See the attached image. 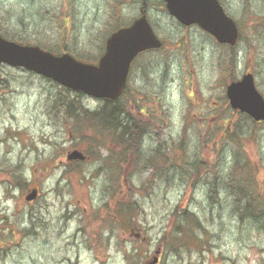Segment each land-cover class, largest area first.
<instances>
[{"label":"rangeland","instance_id":"1","mask_svg":"<svg viewBox=\"0 0 264 264\" xmlns=\"http://www.w3.org/2000/svg\"><path fill=\"white\" fill-rule=\"evenodd\" d=\"M137 1L0 0V34L96 60L117 22L137 16ZM223 3L241 31L234 63L229 48L201 30L178 26L160 4H150L163 47L137 58L116 108L150 123L146 157L166 139L172 145L166 151L172 150L177 168L160 181L152 179L154 168L109 156V149L119 147L100 142L91 130L75 136L62 105L80 102L97 111L106 100L66 92L42 76L0 66V264H143L164 242L159 264H264V228L248 227L225 188L219 204L208 209L213 223L206 227V249L174 244L166 232L178 202L201 216L212 203L209 190L189 182L186 170H206L212 183L226 172L221 165L234 169L238 148L255 166L254 175L244 174V185L264 196V122L253 125L233 115L224 99L226 85L247 70L264 95V29L251 27L255 13L264 12V0ZM255 46L261 55H254ZM223 128L233 137L225 136ZM234 131L240 133L238 140ZM90 139L97 140L96 150L88 149ZM73 150L90 153L83 179L73 169L75 161L66 160ZM34 187L39 197L29 203L25 196ZM132 197L142 205L131 221L121 208Z\"/></svg>","mask_w":264,"mask_h":264},{"label":"water","instance_id":"2","mask_svg":"<svg viewBox=\"0 0 264 264\" xmlns=\"http://www.w3.org/2000/svg\"><path fill=\"white\" fill-rule=\"evenodd\" d=\"M169 13L180 23H197L220 43L233 45L238 29L218 0H163ZM162 45L145 15L131 26L113 33L106 41V50L97 64L83 63L65 53L55 55L38 46L21 45L0 35V64L21 67L77 92L95 98L116 100L125 90L133 60L141 52L159 49ZM226 94L233 109L247 113L255 121L264 120V98L256 89L251 74L227 86ZM84 155L74 150L68 160H84ZM37 197L31 190L27 201ZM160 249L146 264H157Z\"/></svg>","mask_w":264,"mask_h":264},{"label":"trees","instance_id":"3","mask_svg":"<svg viewBox=\"0 0 264 264\" xmlns=\"http://www.w3.org/2000/svg\"><path fill=\"white\" fill-rule=\"evenodd\" d=\"M5 37L15 40L10 36ZM38 45L43 47V45L39 43ZM50 50L54 51L55 49L51 48ZM79 59L82 60L83 58ZM82 61L89 63L93 62L91 59ZM61 89L63 91L69 92V90L65 88ZM118 101L119 99L113 102L106 101L103 106L97 108V111H95L96 109L91 110L85 108L80 102H77V104L73 106H62L67 112V115H69L72 120L75 136L82 134L85 129H89L96 133L95 136L96 138L98 137L97 139H99L100 142L106 143L107 141H111V143L119 147L118 151H116V148L109 150L107 149L109 151V156L113 154L115 155V159L118 161L120 160L123 163L131 161L132 164L136 165V167L143 165L154 168L155 172L153 171L151 174L154 181H160L163 178H167V172L176 167L175 163H172V150L169 152L166 151V149H169V147L172 148V145L170 146L166 142V139L151 152H148V157H146V152L143 150L144 140L151 133L153 128L151 127L150 123L140 120L139 116H133L126 111H118ZM239 116L242 120L252 123L253 125H257L246 115L240 114ZM223 131L225 136H228V138L233 137L230 130L223 128ZM238 134L240 135L239 132L234 131V136L237 138V140L239 139ZM156 139L158 140L157 136ZM96 141L97 140L90 139L87 142L89 145L88 149L90 151L96 150L98 148L99 145L96 144ZM86 154L89 156L90 153ZM241 154V149L238 148L237 150H234L232 164L234 169H230L228 171L223 168L225 165H221L220 168L222 169V172H226L223 176L220 175L219 178H214L212 183H209V180L212 179V177L207 175L209 173H207L206 170L199 172L195 170L192 174H188V171L186 170V175L189 177V182L193 181L194 183H197V185H203L207 188V190H209L208 195L212 197V203H209V205L207 204L206 209L203 207L202 216L191 211L189 204L185 202L180 201L175 205L172 210L170 231L166 230V232L169 233L176 241L174 244L181 246L183 245L189 249L207 248V241L205 239V234L207 232L206 227L213 223V217H211V215L208 213V209L211 208V210H213L214 206L219 204L217 199L220 198L219 194L222 188H225V193L232 198L237 214L239 213L242 218L248 219L247 225L249 228L253 229L255 226L259 227L260 229L264 228V196L252 194L248 186L244 185V182L246 181L243 178L244 174H248L250 177L254 175L255 173L253 169L255 166L251 163V161H249V158L243 157ZM91 155L95 156V159L98 158L95 153ZM176 159H178L177 156ZM84 164L85 162L80 161L74 162L72 164V166H74L73 169H76L77 172L82 173V179L85 178L83 171ZM161 164V167H165V169H161V167H159ZM205 165H208V163L205 162ZM221 169L218 171L220 172ZM96 171H98V169ZM227 172L231 173L232 176L227 178ZM205 175L208 179L204 177ZM131 199V202H124V207L121 208V211L127 214V216H129L132 221V213L138 205H142V201H138L133 197ZM221 204L222 203H220V205ZM128 223H130L129 220ZM170 235L168 238H170ZM165 244L166 243L164 242V244L159 245L161 248V253H163L166 248Z\"/></svg>","mask_w":264,"mask_h":264},{"label":"flooded vegetation","instance_id":"4","mask_svg":"<svg viewBox=\"0 0 264 264\" xmlns=\"http://www.w3.org/2000/svg\"><path fill=\"white\" fill-rule=\"evenodd\" d=\"M151 2H153V0H138L137 1V3H138V12L139 13H144L145 11H146V13H147V17H148V19L150 20V15H151V8H149V4L151 3ZM220 2L222 3V1L220 0ZM223 4V3H222ZM223 6L225 7V9H226V11H228L227 10V7L223 4ZM138 17V16H137ZM254 19H253V23H252V25H251V27L252 28H261V29H264V12L263 13H261V12H256L255 13V15H254ZM122 27H125V25H123ZM184 28H186V29H190V28H192V29H198L199 30V26L197 25V24H192V25H190V26H186V27H184ZM238 29H239V27H238ZM202 32V31H201ZM202 34H205V35H207L209 38H212L210 35H208V34H206V33H204V32H202ZM213 39V38H212ZM214 40V39H213ZM240 40H241V31H240V29H239V38H238V42H237V44L236 45H234V46H229L228 48H229V51H230V56H231V59H232V57L235 55V52H236V47H237V45L239 44V42H240ZM247 50V49H246ZM248 51V50H247ZM263 53V51L262 50H259V49H257L256 48V46H255V48H254V55H261ZM238 59V57L236 56V60ZM258 62V61H257ZM247 72H251V71H249V70H247L245 73H247ZM244 74V73H243ZM242 74V75H243ZM254 75V74H253ZM1 248V247H0Z\"/></svg>","mask_w":264,"mask_h":264}]
</instances>
